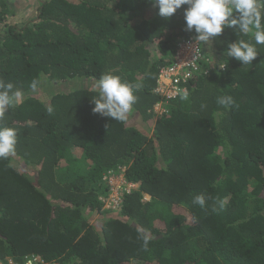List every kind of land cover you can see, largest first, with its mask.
<instances>
[{
    "label": "trees",
    "instance_id": "obj_1",
    "mask_svg": "<svg viewBox=\"0 0 264 264\" xmlns=\"http://www.w3.org/2000/svg\"><path fill=\"white\" fill-rule=\"evenodd\" d=\"M194 6L43 0L19 26L0 0V258L264 264V0L215 8L228 25L200 40L187 94L167 99L160 71L202 34ZM79 79L93 82L55 88ZM119 166L138 188L109 211L101 179Z\"/></svg>",
    "mask_w": 264,
    "mask_h": 264
},
{
    "label": "built area",
    "instance_id": "obj_2",
    "mask_svg": "<svg viewBox=\"0 0 264 264\" xmlns=\"http://www.w3.org/2000/svg\"><path fill=\"white\" fill-rule=\"evenodd\" d=\"M215 4L222 7L230 5L231 0H214ZM213 0H195V6L189 11L202 26L200 37H181L177 40L170 65L160 71L157 80L156 92L167 99H174L187 94L183 85L194 73L201 68L203 57L200 40L209 34L219 33L228 25L225 12H218L211 7ZM110 194L106 200L107 207L116 208L121 201V194L128 192L133 185L122 180L112 181L108 179ZM0 264H56L53 260H47L41 255L31 253L26 255L20 262L11 257L0 258Z\"/></svg>",
    "mask_w": 264,
    "mask_h": 264
},
{
    "label": "rangeland",
    "instance_id": "obj_3",
    "mask_svg": "<svg viewBox=\"0 0 264 264\" xmlns=\"http://www.w3.org/2000/svg\"><path fill=\"white\" fill-rule=\"evenodd\" d=\"M7 1L11 7V15L7 17L6 22L15 23L21 26L25 22L31 21L36 18V15L38 13L39 3L40 1H43V0H7ZM69 1H76V0H69ZM91 82L93 81L91 80L86 81L84 79L65 81L63 83L60 82L58 84H55L56 86L55 88L60 89V91L62 92H65V91H69L74 88L87 87L88 85H90ZM52 92H53V89H50L49 87L48 90H46L44 93L42 91V94L39 97L45 101L47 100V98H49L50 93ZM162 109H163V106L160 104V102L157 105H155L154 110H153L155 117H157V115L160 113ZM125 118L128 124H132V123L141 124L140 117L136 113L131 114V115H126ZM150 124H151L150 127L152 128L153 123L151 122ZM118 177H119V173H116V175L114 176V178H112V180H115V181L119 180L117 179ZM145 198L149 199L147 195H145ZM96 217L97 215H94L93 220H95Z\"/></svg>",
    "mask_w": 264,
    "mask_h": 264
},
{
    "label": "clouds",
    "instance_id": "obj_4",
    "mask_svg": "<svg viewBox=\"0 0 264 264\" xmlns=\"http://www.w3.org/2000/svg\"><path fill=\"white\" fill-rule=\"evenodd\" d=\"M211 4H213V7L214 8H216L218 5L217 4H215V2H214V0H213V3H211ZM159 78V77H158ZM56 92V91H55ZM159 103V102H158ZM157 103V104H158ZM156 104V105H157ZM160 104L163 106V103L162 102H160ZM155 107V106H154ZM153 110H154V108H153ZM166 110H165V108L163 107V109L160 111V113L157 115V116H160L162 113H164ZM154 112V111H153ZM156 113V112H155ZM116 173H119V177L117 178V179H120V180H122V181H124L125 183H127V184H130V185H133L131 188H130V190L128 191V192H124L123 194H121V201H120V203H119V205H118V207H116V208H110V207H107V205H106V200H107V198H108V196H109V194H110V185H109V182H108V179H109V177H110V179H112V178H114V176L116 175ZM124 173H125V167H123V166H119L118 168H116V169H109V170H107L104 174H103V176H102V179H101V181H102V183H103V185L104 186H106V188H105V193L103 194V195H101V196H99V199L102 201V203H103V208L104 209H106V210H109V211H117V210H119V208H120V205H121V203H122V197H123V195L125 194V193H129V192H131L132 190H135V189H137L138 188V185L137 184H135V183H133V182H129V181H127L126 179H125V176H124ZM112 181H115V180H112ZM145 195H147V194H144L143 195V199H145V200H149V199H146L145 198ZM148 197H149V195H147ZM150 198V197H149ZM31 253H34V252H31ZM31 253H27V254H25L24 256H23V258L26 256V255H28V254H31ZM35 254H37V253H35ZM38 255H41V254H38ZM43 257V256H42ZM5 258V257H4ZM22 260V259H21ZM48 260V259H47ZM53 261H55V260H53ZM56 262V261H55ZM57 264V263H56Z\"/></svg>",
    "mask_w": 264,
    "mask_h": 264
}]
</instances>
